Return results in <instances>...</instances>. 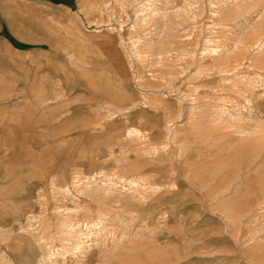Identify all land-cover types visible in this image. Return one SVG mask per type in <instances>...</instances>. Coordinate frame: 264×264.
I'll return each instance as SVG.
<instances>
[{
    "label": "rangeland",
    "instance_id": "rangeland-1",
    "mask_svg": "<svg viewBox=\"0 0 264 264\" xmlns=\"http://www.w3.org/2000/svg\"><path fill=\"white\" fill-rule=\"evenodd\" d=\"M0 264H264V0H0Z\"/></svg>",
    "mask_w": 264,
    "mask_h": 264
}]
</instances>
